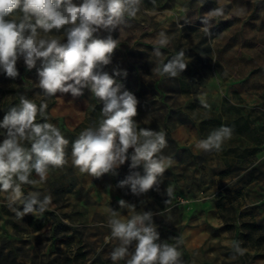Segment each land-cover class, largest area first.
<instances>
[{
  "label": "rangeland",
  "instance_id": "rangeland-1",
  "mask_svg": "<svg viewBox=\"0 0 264 264\" xmlns=\"http://www.w3.org/2000/svg\"><path fill=\"white\" fill-rule=\"evenodd\" d=\"M221 6L225 15L213 18L211 35L205 34L201 18ZM239 7L246 9L242 16L233 14ZM19 16L17 10L10 18ZM126 19L131 26L112 33L120 45L104 71L127 72L115 79L139 101L138 126L165 133L162 154L172 157L173 165L159 191L139 196L118 187L129 174L130 161L116 174L96 178L80 173L71 162L72 142L85 128L98 125L103 104L88 89L78 98L59 92L44 96L37 86L40 62L28 70L18 60L15 79L0 69V121L9 108L19 106L21 95L38 106L44 101L47 122L69 141L67 164L49 166L43 182L33 171L30 179L37 183L22 185L25 195L36 191L41 198L51 196L42 214L17 219L7 193L0 192V264H114L109 254L119 241L110 238L108 209L127 216L128 210L119 207L121 199L137 212L154 214L161 240L183 241L182 264H264V0H156L155 7L142 0L137 16ZM161 31L172 39L161 49L165 62L186 49L188 66L177 78L152 71V51ZM49 35L65 38L63 29ZM96 35L104 38L107 33ZM37 122L44 120L38 116ZM221 126L233 132L219 151L196 147ZM4 133L0 129V142ZM169 186L171 197L166 194ZM15 207L22 210L19 204ZM231 241L241 242L243 256L232 259Z\"/></svg>",
  "mask_w": 264,
  "mask_h": 264
},
{
  "label": "clouds",
  "instance_id": "clouds-1",
  "mask_svg": "<svg viewBox=\"0 0 264 264\" xmlns=\"http://www.w3.org/2000/svg\"><path fill=\"white\" fill-rule=\"evenodd\" d=\"M155 7L156 0H151ZM142 0H0V69L7 77L15 79L19 73L18 60L23 59L28 70L37 68L38 87L46 97L70 93L73 98L90 92L103 104L102 119L98 125L82 130L72 142L71 162L80 173L99 178L105 174H116V169L130 161L129 174L118 183L119 188H129L134 195L159 191L165 171L174 163L172 157L164 156L167 146L165 133L149 128H140L135 117L138 115V99L115 79L127 75L126 71H104L120 45L112 33L123 32L130 27L126 18H135L141 11ZM20 13L18 19L10 18ZM246 9L237 8L233 14L242 16ZM225 15L223 6L205 13L201 18L202 31L211 35L210 23L215 17ZM185 23H190L183 17ZM181 27H183L181 25ZM64 30V39L49 35ZM104 31L107 35L98 38ZM172 44L165 31L156 38L152 56L155 57L154 71L158 76L177 78L186 70V49L179 51L165 62L161 49ZM203 107L208 104L203 96ZM48 105L39 106L21 95L19 106L9 108L0 121L5 138L0 142V192L7 193L8 207L17 219L27 214H42L51 203V196L40 192L22 191V185L36 184L30 179L34 171L43 182L49 166L63 167L66 160L65 147L69 141L60 129L47 122ZM44 120L37 122V117ZM233 129L221 126L213 130L196 147L219 151L222 144L231 138ZM25 142L30 147L25 146ZM129 149L133 151L130 153ZM142 167L143 174L136 169ZM171 197L172 188L166 189ZM169 201L167 200L166 203ZM21 205V208L15 205ZM120 209H127L124 216L113 208L108 209L107 226L111 239L119 241L109 254L114 262L125 264H182L179 245L160 239L153 213L137 212L135 205L125 200L118 201ZM235 259L243 256L246 249L240 241H231Z\"/></svg>",
  "mask_w": 264,
  "mask_h": 264
},
{
  "label": "trees",
  "instance_id": "trees-1",
  "mask_svg": "<svg viewBox=\"0 0 264 264\" xmlns=\"http://www.w3.org/2000/svg\"><path fill=\"white\" fill-rule=\"evenodd\" d=\"M140 173L143 174V168H141V172Z\"/></svg>",
  "mask_w": 264,
  "mask_h": 264
}]
</instances>
